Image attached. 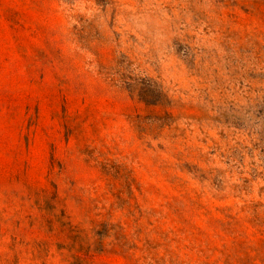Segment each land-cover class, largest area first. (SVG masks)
Returning <instances> with one entry per match:
<instances>
[{
  "label": "rangeland",
  "instance_id": "obj_1",
  "mask_svg": "<svg viewBox=\"0 0 264 264\" xmlns=\"http://www.w3.org/2000/svg\"><path fill=\"white\" fill-rule=\"evenodd\" d=\"M0 264H264V0H0Z\"/></svg>",
  "mask_w": 264,
  "mask_h": 264
}]
</instances>
